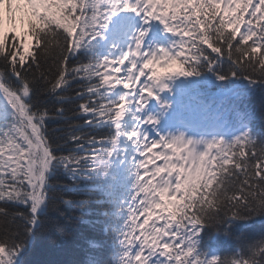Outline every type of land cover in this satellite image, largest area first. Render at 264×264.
<instances>
[{
	"label": "snow or ice",
	"instance_id": "obj_1",
	"mask_svg": "<svg viewBox=\"0 0 264 264\" xmlns=\"http://www.w3.org/2000/svg\"><path fill=\"white\" fill-rule=\"evenodd\" d=\"M257 121L264 0H0V264H264Z\"/></svg>",
	"mask_w": 264,
	"mask_h": 264
},
{
	"label": "trees",
	"instance_id": "obj_2",
	"mask_svg": "<svg viewBox=\"0 0 264 264\" xmlns=\"http://www.w3.org/2000/svg\"><path fill=\"white\" fill-rule=\"evenodd\" d=\"M233 86L236 88H240V89H247V90H250L252 93H254L255 95L252 96L251 103L253 105H258V100L261 94L259 91V86H252V85L247 84L246 82H240V81L236 82ZM261 130H264V124H261L259 121H257L255 131L258 133ZM256 227L257 229L264 228V217L257 218ZM212 246H215L214 241L212 242ZM46 256H51V253L47 251V248L43 243H39L36 247V250L33 256L30 259L34 262V264H40L41 259Z\"/></svg>",
	"mask_w": 264,
	"mask_h": 264
}]
</instances>
